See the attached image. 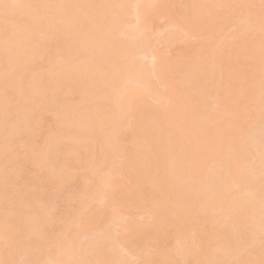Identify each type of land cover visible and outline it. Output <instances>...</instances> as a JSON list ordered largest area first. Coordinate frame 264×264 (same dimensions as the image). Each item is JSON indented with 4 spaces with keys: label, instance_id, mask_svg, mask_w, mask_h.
<instances>
[{
    "label": "bare ground",
    "instance_id": "obj_1",
    "mask_svg": "<svg viewBox=\"0 0 264 264\" xmlns=\"http://www.w3.org/2000/svg\"><path fill=\"white\" fill-rule=\"evenodd\" d=\"M165 263L264 264V0H0V264Z\"/></svg>",
    "mask_w": 264,
    "mask_h": 264
},
{
    "label": "rangeland",
    "instance_id": "obj_2",
    "mask_svg": "<svg viewBox=\"0 0 264 264\" xmlns=\"http://www.w3.org/2000/svg\"><path fill=\"white\" fill-rule=\"evenodd\" d=\"M222 10H223V6L220 8V11H222ZM173 15H177V13H174ZM172 20L175 21V22H177V21H180V18L177 17V16H173V19ZM191 21H192V12L189 11V15L185 19V21H184V22H186L185 25H188ZM154 22H155V24H154L155 27L165 28V31H166V25L168 24V21H167L166 18L157 17V18H155ZM233 29H234V27H232V26H226L225 27V31L221 33V37H223V38L224 37H227L225 39H231V38H233L234 37ZM157 34H160V33H157ZM157 34H155L154 36H152L151 39H150V43L152 44L151 47H157L158 49L162 47L164 49H167V47H165L163 44H161V43L158 42V39H157V36L158 35ZM186 46H190V48H189V50H187L183 54L189 55V54L192 53V51L194 50V48H196L197 44L194 42V40L186 41V42H184V41L182 42V41L178 40L177 42L172 43L169 46L168 50H167L168 52L165 51L164 54L167 55V57L170 60H172V57L173 56H176L180 51H184V48ZM202 54L207 56V52L205 50L202 51ZM237 70H240V69H237ZM237 70L234 73L238 72ZM45 114H46V118L49 117V114L48 113H45ZM45 114H44V117H45ZM39 132H37V133H39ZM31 139H33V138H31ZM129 139H130V137L128 135H126L123 138L124 142H126V143L129 141ZM34 144H36L38 146H43L44 145L43 143L39 144L38 141L36 143H34ZM91 145L92 146H95V143L92 142ZM29 146H30V143L28 141H24L23 142V146L20 147V149L19 148L16 149L15 152H17V154L19 156H23L26 153L25 148H28ZM43 153H44V151H43ZM57 158H58V161H61L62 160V158H63L62 151H59ZM120 159H122L121 155L118 156V160H120ZM71 165L73 166L72 173L75 174V177L71 181H67L66 182L65 188L68 189V190H70V194H73L74 191H76V188L82 185L81 184V180H80V175L84 172L85 169H84V165H83L82 162H79L78 164L72 163ZM28 170H31V165H28ZM31 172H34V170L32 169ZM21 182H22L21 179L14 180L15 186L13 188H15L16 186H18L19 184H21ZM52 186H53V183L50 186V188ZM60 204H61V202H60ZM59 208H61V205L59 206ZM102 208L103 209L105 208L106 210H110L111 209L110 202L108 200H106L105 201V204L102 205ZM151 250H152V247L150 246V251ZM18 252H19V250L16 251V254ZM165 264H167V263H165Z\"/></svg>",
    "mask_w": 264,
    "mask_h": 264
}]
</instances>
